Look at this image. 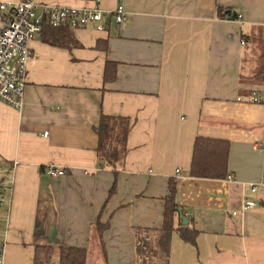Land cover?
<instances>
[{
  "label": "crops",
  "instance_id": "0c3cea01",
  "mask_svg": "<svg viewBox=\"0 0 264 264\" xmlns=\"http://www.w3.org/2000/svg\"><path fill=\"white\" fill-rule=\"evenodd\" d=\"M98 5H122L125 19L105 18L102 30L44 27L28 41L22 106L0 101V165L15 163L10 202L0 208L3 264H34L36 246L85 248V264H160L140 260L138 232L161 227L170 179L197 236L190 244L174 231L168 264H264V84L240 80L257 65L243 35L261 29L264 38V0ZM218 8L236 16L220 17ZM107 61L115 77L105 81ZM101 114L128 120L116 171L98 165ZM197 136L228 142L229 177L188 175ZM47 164L65 174L47 177ZM244 198L255 205L234 215Z\"/></svg>",
  "mask_w": 264,
  "mask_h": 264
},
{
  "label": "trees",
  "instance_id": "16d2710c",
  "mask_svg": "<svg viewBox=\"0 0 264 264\" xmlns=\"http://www.w3.org/2000/svg\"><path fill=\"white\" fill-rule=\"evenodd\" d=\"M218 16L234 18L236 14H223V10L217 9ZM44 27H49L43 24ZM52 28V27H50ZM41 29V30H42ZM260 31H251L245 34L244 39L256 49L257 65L254 74L250 77H240L242 83L255 85L264 84V38ZM101 46V45H99ZM103 48V47H102ZM115 77V63L107 61L104 69V80H112ZM98 137L96 154L98 165L114 171L121 168L126 154V139L129 131L128 120L125 118L100 115L98 125L94 128ZM229 144L225 139L197 136L194 139L188 175L200 179H225L228 177ZM175 182L170 179L167 186V194L164 198L165 206L162 225L152 231L141 230L138 232L137 253L140 260H149L155 263L168 264L170 240L174 231L187 243L195 244L197 231L188 225H183L179 218V205L175 200ZM180 219V220H179ZM98 232L102 231V225L97 221ZM150 233L148 237L143 236ZM56 256L59 264H85L87 252L85 248L74 246H36L34 252V264H48L49 260Z\"/></svg>",
  "mask_w": 264,
  "mask_h": 264
},
{
  "label": "built area",
  "instance_id": "2783aa9c",
  "mask_svg": "<svg viewBox=\"0 0 264 264\" xmlns=\"http://www.w3.org/2000/svg\"><path fill=\"white\" fill-rule=\"evenodd\" d=\"M94 3L86 7H69L40 0L0 1V101L16 109L22 106L27 63L30 59L28 41L40 34L43 24L52 28L102 30L106 25L105 18L116 23L125 19L126 12L122 5L106 10L99 7L98 0H94ZM237 17L241 18L240 15ZM251 101L261 102V99L253 95ZM14 168L15 163L9 168L0 165V208L10 202ZM43 173L49 178H56L64 175L65 170L47 164ZM248 189L254 192L257 186L250 183ZM254 205V201L244 198L239 210L233 211V214L244 212ZM0 264H3L1 257Z\"/></svg>",
  "mask_w": 264,
  "mask_h": 264
},
{
  "label": "water",
  "instance_id": "95a60500",
  "mask_svg": "<svg viewBox=\"0 0 264 264\" xmlns=\"http://www.w3.org/2000/svg\"><path fill=\"white\" fill-rule=\"evenodd\" d=\"M179 218L181 219L183 225H187L188 221L186 220V218L182 215L180 211H179Z\"/></svg>",
  "mask_w": 264,
  "mask_h": 264
}]
</instances>
